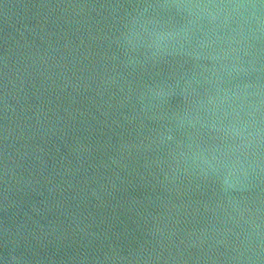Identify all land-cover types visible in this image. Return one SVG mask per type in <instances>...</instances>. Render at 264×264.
Returning a JSON list of instances; mask_svg holds the SVG:
<instances>
[{
  "label": "water",
  "instance_id": "95a60500",
  "mask_svg": "<svg viewBox=\"0 0 264 264\" xmlns=\"http://www.w3.org/2000/svg\"><path fill=\"white\" fill-rule=\"evenodd\" d=\"M0 264H264V0H0Z\"/></svg>",
  "mask_w": 264,
  "mask_h": 264
}]
</instances>
